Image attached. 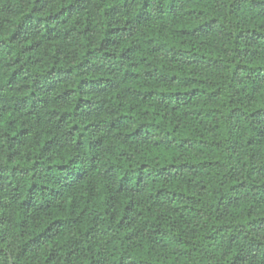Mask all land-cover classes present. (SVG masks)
I'll list each match as a JSON object with an SVG mask.
<instances>
[{
  "label": "clouds",
  "instance_id": "clouds-1",
  "mask_svg": "<svg viewBox=\"0 0 264 264\" xmlns=\"http://www.w3.org/2000/svg\"><path fill=\"white\" fill-rule=\"evenodd\" d=\"M0 264H264V0H0Z\"/></svg>",
  "mask_w": 264,
  "mask_h": 264
}]
</instances>
